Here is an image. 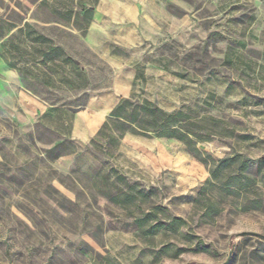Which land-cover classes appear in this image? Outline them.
I'll list each match as a JSON object with an SVG mask.
<instances>
[{
	"label": "rangeland",
	"instance_id": "374dc122",
	"mask_svg": "<svg viewBox=\"0 0 264 264\" xmlns=\"http://www.w3.org/2000/svg\"><path fill=\"white\" fill-rule=\"evenodd\" d=\"M0 21L16 27L0 39L15 67L0 57L15 74L0 78V264H264V0H0ZM25 22L78 71L34 64L12 35ZM112 90L199 122L202 154L260 162L249 176L261 209L198 219L209 174L176 140L126 135L111 156L74 140L70 115ZM20 92L58 112L40 120ZM111 170L149 194L143 206L186 219L187 236H140L133 208L104 197L123 186Z\"/></svg>",
	"mask_w": 264,
	"mask_h": 264
},
{
	"label": "trees",
	"instance_id": "16d2710c",
	"mask_svg": "<svg viewBox=\"0 0 264 264\" xmlns=\"http://www.w3.org/2000/svg\"><path fill=\"white\" fill-rule=\"evenodd\" d=\"M81 6V5H80ZM79 15L84 16L86 27L89 25L91 15L90 9L81 6ZM4 24L0 21V25ZM14 25L7 24L0 29V39L9 34ZM13 34H23L24 43L31 50V54L39 60H33L34 64L46 66L57 63L68 64L77 70L76 63L64 55L63 51L55 46L49 39L38 35L28 24L24 23ZM34 34L32 37L31 35ZM4 63L15 69L3 55H0ZM78 71V70H77ZM22 79L26 74L25 70L18 69ZM55 106H51L43 113L40 120L52 113H57ZM73 115H70L72 122ZM71 131V125H70ZM69 134H63L69 138ZM126 135L140 136L158 139H173L183 144L190 155L203 164L207 169L209 177L200 188L194 200V210H199L198 219L205 224L214 221V217L223 211L224 204H233L241 210H260L262 200L259 193L254 189V182L250 178L251 168L257 164L245 156L232 153V155L221 159H213L209 155L202 154L196 146V142L209 137L199 122L194 121L187 114L177 111L168 113L159 108L152 101L138 97L133 93L127 98H121L107 115L97 133L88 143V149L92 153L101 155H112V152L119 148L122 139ZM59 141H57L58 143ZM114 177L123 186L115 188L114 194H106L104 197L122 210L133 208V216L130 218L137 232L142 237H154L159 233L168 235H179L186 237L189 233V226L186 219L172 217L167 210L156 204L143 206L148 201L149 194L145 193L136 184L126 183L123 177L115 170H111ZM250 195H252L250 197Z\"/></svg>",
	"mask_w": 264,
	"mask_h": 264
},
{
	"label": "crops",
	"instance_id": "0c3cea01",
	"mask_svg": "<svg viewBox=\"0 0 264 264\" xmlns=\"http://www.w3.org/2000/svg\"><path fill=\"white\" fill-rule=\"evenodd\" d=\"M91 48L96 50L93 46ZM0 74L1 79L8 78L14 80L15 82V74H13V72L6 71L4 64L1 63ZM21 96L25 97L28 105L34 111H38L43 114L49 109V106L42 101H36L35 99L27 97L20 92V97ZM125 96L127 95H121L115 90L103 95L90 96L86 105L74 113L70 131L72 138L80 143H88L93 135L97 133L101 124L105 120V117L110 113L119 99Z\"/></svg>",
	"mask_w": 264,
	"mask_h": 264
},
{
	"label": "water",
	"instance_id": "95a60500",
	"mask_svg": "<svg viewBox=\"0 0 264 264\" xmlns=\"http://www.w3.org/2000/svg\"><path fill=\"white\" fill-rule=\"evenodd\" d=\"M239 236H253V237H261L260 235L256 234V233H251V232H242L241 234H239Z\"/></svg>",
	"mask_w": 264,
	"mask_h": 264
}]
</instances>
